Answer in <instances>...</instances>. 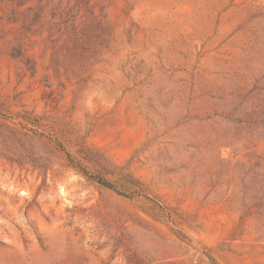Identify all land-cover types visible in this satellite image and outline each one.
Here are the masks:
<instances>
[{"label":"rangeland","instance_id":"374dc122","mask_svg":"<svg viewBox=\"0 0 264 264\" xmlns=\"http://www.w3.org/2000/svg\"><path fill=\"white\" fill-rule=\"evenodd\" d=\"M0 264H264V0H0Z\"/></svg>","mask_w":264,"mask_h":264},{"label":"trees","instance_id":"16d2710c","mask_svg":"<svg viewBox=\"0 0 264 264\" xmlns=\"http://www.w3.org/2000/svg\"><path fill=\"white\" fill-rule=\"evenodd\" d=\"M55 142H56L57 146L60 148V150H62L64 152V154H65L66 158L68 159V161L73 166L77 167L80 171H82V173L86 177L91 178L92 180L96 181L97 183H99L100 185H102L104 187H107V188H110V189L114 190L118 194H122V193H120L119 189H117V187L115 185H113V183H111L109 180H107L104 177V174H102L100 172L89 170L85 165H82L81 163H78L68 151H65V148L61 144V142L57 141V139L55 140Z\"/></svg>","mask_w":264,"mask_h":264}]
</instances>
